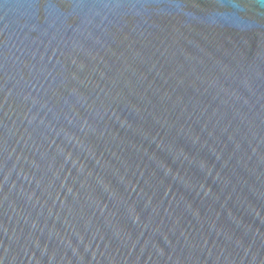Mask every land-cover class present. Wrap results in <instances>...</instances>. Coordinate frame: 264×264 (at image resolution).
<instances>
[{
    "label": "water",
    "instance_id": "95a60500",
    "mask_svg": "<svg viewBox=\"0 0 264 264\" xmlns=\"http://www.w3.org/2000/svg\"><path fill=\"white\" fill-rule=\"evenodd\" d=\"M0 264H264V0H0Z\"/></svg>",
    "mask_w": 264,
    "mask_h": 264
}]
</instances>
